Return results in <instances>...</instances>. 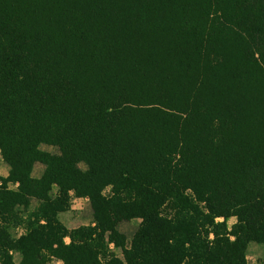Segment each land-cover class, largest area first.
Wrapping results in <instances>:
<instances>
[{"label": "trees", "instance_id": "16d2710c", "mask_svg": "<svg viewBox=\"0 0 264 264\" xmlns=\"http://www.w3.org/2000/svg\"><path fill=\"white\" fill-rule=\"evenodd\" d=\"M0 156L1 264H249L264 0H0ZM74 198L92 224L61 222Z\"/></svg>", "mask_w": 264, "mask_h": 264}, {"label": "rangeland", "instance_id": "374dc122", "mask_svg": "<svg viewBox=\"0 0 264 264\" xmlns=\"http://www.w3.org/2000/svg\"><path fill=\"white\" fill-rule=\"evenodd\" d=\"M41 149L44 151L58 154L59 150L55 147L42 145ZM80 167L85 170L86 166L84 164H81ZM7 164H5L0 156V175L6 176L7 175ZM57 192V189L55 188L52 192V195L54 196ZM37 207V201H32L31 211L34 210ZM18 212L21 214V216L26 219L29 212H25L23 208H19ZM61 222L69 229L78 228L81 226H87L93 223V212L90 206V202L86 198H74L72 201L71 209L63 214H60L59 216ZM218 221H222V219H218ZM141 224L140 219H134L130 222H126L120 225L119 231L126 235L127 239L131 241L134 234L137 232L139 226ZM236 224V218H230L228 220V227L229 230ZM26 231V227L24 224L17 225L15 227L11 228V234L12 237L17 239L21 235H23ZM68 241V240H67ZM116 254L118 256L121 255L120 249L115 250ZM21 254L20 253H14V260L15 262H19L21 260ZM246 258L249 264H263L264 262V244H257V243H250L248 245L247 251H246ZM1 264V263H0ZM50 264H62L61 262H58L57 260H53Z\"/></svg>", "mask_w": 264, "mask_h": 264}, {"label": "crops", "instance_id": "0c3cea01", "mask_svg": "<svg viewBox=\"0 0 264 264\" xmlns=\"http://www.w3.org/2000/svg\"><path fill=\"white\" fill-rule=\"evenodd\" d=\"M7 166H8V165H7ZM8 167H9V166H8ZM9 169H10V168H7V175H6V176H8ZM44 170H45V166L42 165V164H40V163H37V164L35 165L34 170H33V173H32L33 177H35V178H40V177H42V175H43V173H44ZM6 176H4V177H6ZM67 240H68V239H67ZM67 240H66V241H67ZM67 242H69V240H68ZM58 262H60V261H58ZM61 263H62V262H61Z\"/></svg>", "mask_w": 264, "mask_h": 264}]
</instances>
